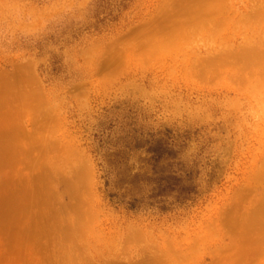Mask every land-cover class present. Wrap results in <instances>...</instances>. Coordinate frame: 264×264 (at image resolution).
Returning a JSON list of instances; mask_svg holds the SVG:
<instances>
[{"label":"rangeland","instance_id":"rangeland-1","mask_svg":"<svg viewBox=\"0 0 264 264\" xmlns=\"http://www.w3.org/2000/svg\"><path fill=\"white\" fill-rule=\"evenodd\" d=\"M0 264H264V0H0Z\"/></svg>","mask_w":264,"mask_h":264},{"label":"trees","instance_id":"trees-1","mask_svg":"<svg viewBox=\"0 0 264 264\" xmlns=\"http://www.w3.org/2000/svg\"><path fill=\"white\" fill-rule=\"evenodd\" d=\"M148 151L152 153V158L154 160H158L159 158L163 157V156H167V157H173L174 155V149L172 146H167L164 145L161 140H155L153 142V144H150ZM169 165H179L176 161H172L171 164ZM191 175V172H185L183 176H180L179 174H169V175H160L157 177L158 181H157V186L155 187V189H153L151 192L152 193V197H157L159 192H173L175 193V191H177V189L182 185L181 184V180L183 179V177H189ZM181 189H184L185 191L190 192L193 187L191 185H183ZM132 204L137 203L136 199H133L131 201Z\"/></svg>","mask_w":264,"mask_h":264},{"label":"bare ground","instance_id":"bare-ground-1","mask_svg":"<svg viewBox=\"0 0 264 264\" xmlns=\"http://www.w3.org/2000/svg\"><path fill=\"white\" fill-rule=\"evenodd\" d=\"M254 223H255V221H254ZM260 225V224H259Z\"/></svg>","mask_w":264,"mask_h":264}]
</instances>
